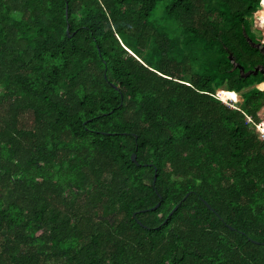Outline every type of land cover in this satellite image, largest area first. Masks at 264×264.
<instances>
[{"label": "trees", "instance_id": "trees-1", "mask_svg": "<svg viewBox=\"0 0 264 264\" xmlns=\"http://www.w3.org/2000/svg\"><path fill=\"white\" fill-rule=\"evenodd\" d=\"M159 1L0 0V264H264L262 0Z\"/></svg>", "mask_w": 264, "mask_h": 264}, {"label": "rangeland", "instance_id": "rangeland-1", "mask_svg": "<svg viewBox=\"0 0 264 264\" xmlns=\"http://www.w3.org/2000/svg\"><path fill=\"white\" fill-rule=\"evenodd\" d=\"M262 1H261V4L258 6L256 12H255L256 13L255 14L256 17H255V21H254V27L255 28H257L256 26H258L259 23L261 24V26H264V7L262 5ZM168 2H169V0H161L157 3L155 9L153 10V12L151 13V15L149 17V22L156 29H158L161 32H164L172 40H175L178 43L179 47H184V45H185L184 41H185L186 35L183 36V34L178 30L176 24L165 13L164 8ZM258 33H260V32H257V34ZM189 50L192 52V54H193L192 56L195 57L196 60H198L197 62L193 63L194 70L196 72H202V73L209 72V70H205V68L201 64L200 59H202V57H203V59L206 60V63H205L206 66H207L208 62H209V64H211L212 60H213L212 52L211 51L207 52V54H208L207 56L204 55L203 53L206 51V49L204 51L203 46L200 45L199 43L190 44L187 47V51H189ZM217 94L219 97L224 98V99L228 96L230 99H232L233 102L240 103V101H241L239 96L234 92H227V91L219 90L217 92ZM262 126L264 127V124Z\"/></svg>", "mask_w": 264, "mask_h": 264}, {"label": "water", "instance_id": "water-1", "mask_svg": "<svg viewBox=\"0 0 264 264\" xmlns=\"http://www.w3.org/2000/svg\"><path fill=\"white\" fill-rule=\"evenodd\" d=\"M131 161L136 163V156H135L134 153L131 154ZM155 179H156V173L154 174L153 184H154V182H155ZM187 196H188V194H186V196H184V198L181 200V202H182ZM181 202H179V203H178V204H177V205H176V206L170 211L168 217H170V216L173 214V212L177 210V208L179 207V205L181 204ZM205 205H206L208 208H210L209 205H208L206 202H205ZM157 206H158V205H156L153 209H155ZM210 209H211V208H210ZM211 211H213V210L211 209ZM139 224H140V223H139Z\"/></svg>", "mask_w": 264, "mask_h": 264}, {"label": "built area", "instance_id": "built-area-1", "mask_svg": "<svg viewBox=\"0 0 264 264\" xmlns=\"http://www.w3.org/2000/svg\"><path fill=\"white\" fill-rule=\"evenodd\" d=\"M264 124V121H261L256 128L264 135V127L262 126Z\"/></svg>", "mask_w": 264, "mask_h": 264}]
</instances>
